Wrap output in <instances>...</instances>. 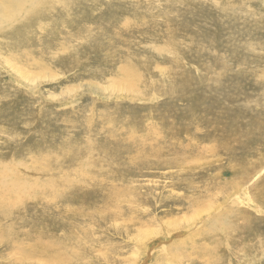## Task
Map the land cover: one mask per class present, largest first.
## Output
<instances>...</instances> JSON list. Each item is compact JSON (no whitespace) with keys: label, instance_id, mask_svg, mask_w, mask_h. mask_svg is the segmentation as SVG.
<instances>
[{"label":"rangeland","instance_id":"obj_1","mask_svg":"<svg viewBox=\"0 0 264 264\" xmlns=\"http://www.w3.org/2000/svg\"><path fill=\"white\" fill-rule=\"evenodd\" d=\"M197 1L199 2L198 8L187 10L188 0H184L185 5H183V0H181V2L180 0H60V4L55 6L53 11L50 12L49 10V19L45 18L47 13L42 19L38 18V16L35 17L36 14H33L32 17L34 21L29 20L23 23L25 16H19L14 23L10 24L9 22L6 26H0L6 33L4 35L5 37L0 34V158L1 160H7L8 168L12 167L13 158L15 157L14 160L17 158L18 168L15 169L16 171L13 175L16 176L18 174V182L22 183V185L25 184L23 189L25 191L28 190V193L33 195L31 197L33 201L37 203L39 201L37 197L41 196L40 202H42L43 205L40 206L37 204L33 206L30 204L29 209H26L28 212L31 210L34 214L38 212L33 218L37 219L42 217L39 213L45 211L46 208L48 209V205L51 201L49 197L45 196V186L42 183H38L39 185L36 191V186H31L32 181L29 177V173H36L34 168L35 165L33 164L36 161L39 160L41 163L43 158L47 157L50 159V162L60 161L59 163H61V165L67 164V159L66 161L65 158L63 160V157L68 154L67 152L77 150L81 146H89L93 141H95V143H103L106 140L107 142L109 140V133L113 131V127L117 132L119 130V137L121 138L125 135L143 138L145 134H151L148 138L145 137L146 142L149 143L148 146L161 148L158 155L151 156L148 153V147L143 150L139 148V143L137 145L135 144L136 142H130V144L126 142L122 144L124 146L126 144L127 148L125 146L124 151L127 152L121 151L119 155L122 154L114 158L116 162L113 160V162L111 160L106 161L103 158L97 159L92 156H90L92 158L81 157V159L85 161L82 169L90 168V170H92V168H97L99 170L97 172H100L98 175L99 177L96 178L95 170H93L92 172L86 171L85 176H87V178L83 176L81 178L73 177L76 181L71 178L72 183L75 182L77 186L76 191L73 193L74 197L70 196L69 201L61 198L62 202L58 203V207L69 210L72 232L76 233L75 235L77 236H81V238L76 237L79 239V242H77V245L79 244L77 249L79 248L81 250L78 249V255L76 257L77 264H206L203 262H196V260L193 261L192 259L184 262L179 261V258L183 257L182 255L175 258L176 262L174 259L169 261L170 258L165 260L166 255L163 256V252L160 251L162 249L161 247L163 245L165 246V243L166 245H170L178 239L187 240L188 236L193 233L192 230H195L194 221H191V225L189 224L190 220L184 221V219L182 220L181 218H185V215L189 213L191 214L188 202L184 200V202L179 204H173L166 201L165 196L172 195L178 198L183 196V198L187 199L200 190H204L205 193L212 196L211 192L207 190V187L220 179L216 176L222 171L224 174L221 176V180L229 184L227 190L229 189L232 195V200H229V204H227L226 208L231 207L235 198L232 187H241L239 180L241 174L233 175L231 173L236 170V168H231V163L239 159L238 148L236 147L239 145H236L229 151L223 150L217 155L204 153V150H206L209 145H214L213 142L216 143L213 139H219L225 134L228 135L232 133V131H245L244 135L241 133L242 136H244L247 141L249 139L250 143L256 142L249 148L247 145L245 146V144H242L240 148L242 150L244 149L243 153L245 155L251 156L256 153V156H259H257L259 161H262L264 165V0H216L220 4L232 6V8L226 12L227 15L226 13H219L217 9L212 8L208 0ZM69 5H71V7ZM239 5L244 7H240ZM251 6L253 8H251ZM234 10H236L238 15H234ZM228 12L234 13L231 15V13L229 14ZM52 13L53 15H51ZM228 15H231L230 18ZM171 21H173L172 26H170ZM105 22L107 24H105ZM86 23L87 25H85ZM33 26H35V29L31 30ZM216 26L220 27L219 29L221 31ZM4 27H9L8 29L10 31ZM19 27H25L26 29H20ZM171 27L174 32H166L170 30ZM16 28H19V31L15 30ZM97 29L98 31H96ZM177 29L178 32L175 31ZM41 30L44 31L41 32ZM121 31L123 33H121ZM9 32L12 33L9 35ZM200 32L201 34L199 35ZM223 33H225L226 36H224ZM227 36L229 37L227 38ZM169 37H174L177 43H166L173 41ZM218 37L219 39H217ZM121 40L125 41L122 42ZM66 44H68V46ZM230 45L232 46L229 47ZM87 47L90 49L89 53ZM194 47H196V50ZM58 49L59 53L57 52ZM211 49L217 52L214 51L213 53ZM80 52L85 53L81 54ZM133 53H135V56ZM128 54L130 55V59L134 57V63L142 72L143 77L145 76L146 78L149 76L141 85L144 93L138 100L134 99L138 96H133L123 91H116L112 88L110 89L113 78L117 77L119 73L118 70L124 59H127L125 57L129 56ZM216 54L218 55L216 56ZM188 60L189 62H187ZM207 61L209 63H206ZM10 62L12 63V67L9 65ZM211 62H213L214 65H212ZM86 64L88 67L84 66ZM185 65L187 68L184 67ZM225 65L230 68L225 69ZM178 66H180V68ZM147 69L150 70V72ZM187 69L189 70L188 72L186 71ZM144 70H147L148 73ZM184 78L185 80H183ZM178 80L183 81L181 83ZM184 85L185 87H183ZM179 88L181 92H178ZM153 91L155 94H153ZM152 95L156 97L154 96V98ZM141 101L142 103L144 102L143 105ZM225 105L228 107L226 110L225 108L227 107ZM231 107L234 110L231 109ZM118 108L119 110H117ZM112 117L117 118V121L110 125L106 124V120L110 123ZM155 118L158 119L157 127L156 125H150V123L155 124ZM216 120L220 124H218ZM229 120H231V122ZM139 121L141 127L138 126L136 129L129 128L127 125L128 122L137 123ZM212 121L213 124H211ZM144 125L148 127L143 128ZM125 128L126 130H124ZM139 128L141 129L139 130ZM157 128H159L160 131ZM107 130H109V132ZM156 131L163 134V137ZM129 132L130 134H127ZM237 133L235 134L236 136L238 135ZM156 135L160 136V138L157 139ZM199 138L201 140H199ZM175 141H179L178 144ZM195 142H198L199 148L193 144ZM66 145L71 147V150ZM130 145L131 147H128ZM188 145L191 147V152H195V155H198V153L203 155L204 153L205 157H201L199 162L189 164H186L185 161L179 163L180 165L167 162L169 156L175 154L179 155L182 150H185V146ZM132 147V150L141 152V156L138 159L139 161L136 160L135 164L134 162L127 161L132 154V150L130 149ZM64 148H68L67 151ZM168 149L171 150L169 151ZM10 152L13 154L11 155ZM93 158L96 162L98 161L101 163L104 161L103 164L101 163L102 166H100L98 162V164H96ZM120 159L125 161L123 162L124 164H122ZM154 160L158 162L156 163ZM90 161L93 163V166ZM204 161L207 163H204ZM209 161L212 163L209 164ZM128 162L131 163L129 166L127 164ZM13 163L15 164V162ZM166 163H168V166ZM141 165H143L144 168ZM75 167L77 166L72 165L68 170H72V168ZM130 167L131 169H129ZM205 168L207 170H205ZM103 170H105V173ZM262 170L263 171L260 172L262 176L261 180L264 178V168ZM9 171L10 172L5 173V180L10 179L12 170ZM143 173L144 175L146 173V175H142ZM135 174L138 176H133ZM177 174L179 175L177 176ZM198 175L199 178H197ZM93 176L96 179H93ZM116 176L119 181L116 179ZM119 177H122L121 180ZM257 177H259L258 174L257 176L255 175L253 179L249 180L248 185L243 186L241 192L246 193L250 191ZM188 179L193 180L192 187H189L187 184ZM104 181L107 184L103 185ZM91 182L92 184H90ZM81 185L89 191L86 193L87 190ZM80 187L84 189L82 190ZM90 189L96 192L94 193V191ZM99 189L101 190L99 191ZM112 190L113 192H111ZM32 191H35L36 194H33ZM109 191L111 194L108 198H113V194L114 197L117 196L119 198L115 202L116 207L119 208V215H113L111 213L108 216L96 214L94 210L99 207L91 210L90 206L92 202L90 199H92L93 203L95 201L103 203L100 198L101 194L103 196L106 192L108 196ZM75 193L78 194L76 195ZM82 193H84V195ZM93 193L96 195L93 196ZM97 193L99 194L98 197ZM216 196L220 195L216 193ZM240 197L241 195L238 194L236 201ZM83 199L85 201L86 199L87 201L89 200L88 202L91 204L87 201L85 202ZM74 200H76V202ZM142 200H146V203ZM150 200H153V202L151 201V203ZM245 203L246 204H242V207L245 206V209L249 208L252 210L255 206V204H248V201ZM77 206L83 209L81 210ZM53 207H55L54 202ZM187 210H190V212ZM254 210V212L257 211L256 213L260 216V220H256L248 232L243 233L244 235L237 234L235 237L231 236L230 244L228 245L224 246L223 238H221L216 248L217 251L214 250L212 254V261L214 263L264 264V212L261 210ZM78 212L83 213L78 214ZM218 213L222 215L226 214L225 209L219 210ZM92 214L96 217L94 221L91 216ZM229 215V218L236 223L235 220L237 221V218L235 216L237 214L230 212ZM176 216H178V218ZM140 217H142V219ZM51 218L59 227V230L58 227L54 230V235L61 236L64 232V230L61 229L62 225H60V223H63V220H61L62 218L59 219L56 213H53ZM128 218H133L134 220L128 221V224L124 223ZM169 219H178L177 225L179 223L180 225L177 227L180 229L177 227H175L174 230L171 229L170 236L166 237L167 229L165 224ZM151 222L155 225L156 231L158 230V234L153 240H148V244L142 243L141 246L139 245L141 241L139 242L135 239V234L133 236L131 235L140 227L149 225ZM211 222L212 220H210V223ZM5 223H7V220L0 217V225L3 226ZM25 223L26 222H24L23 225ZM185 223L187 225H185ZM183 225L184 228L180 227ZM258 232H260V234ZM185 235L188 236L186 237ZM192 236H194V234H192ZM197 236L198 235H195L194 237L199 240L201 236ZM247 237L249 239H247ZM160 243L163 245L161 246ZM188 244L190 245L189 240ZM88 246L90 251L87 250L89 249ZM85 247L86 250L84 249ZM183 248H185L184 244L179 247V251L183 250ZM234 248H236L237 251ZM224 250L225 252H223ZM242 252L243 255L241 256ZM18 254L20 253H17L15 250L10 254L1 253L0 251V264L20 259L21 255L18 256ZM159 254L161 256H159ZM84 255H86V257ZM242 257L243 259H241ZM39 258L41 257L39 256ZM222 258H225L224 262ZM39 260L40 259L37 260L29 257V259L23 260V264H38L40 262ZM254 260H256V262Z\"/></svg>","mask_w":264,"mask_h":264},{"label":"bare ground","instance_id":"obj_2","mask_svg":"<svg viewBox=\"0 0 264 264\" xmlns=\"http://www.w3.org/2000/svg\"><path fill=\"white\" fill-rule=\"evenodd\" d=\"M207 1V0H206ZM181 2V0H180ZM208 2L211 3L212 5V8H215L219 11V13H226L228 10H230L232 8V6H226V5H223V4H220L219 2H217L216 0H208ZM241 2V1H240ZM264 2V1H263ZM78 3V2H77ZM83 3V2H82ZM60 4V0H0V26H3V25H8V23L10 22L11 23H14L19 16H25L24 17V22H28L29 20L31 21H34L33 20V17L32 15L33 14H36L35 17L38 16V18L42 19V17L47 13V16L45 18H50V14H49V10L50 12L53 11V9L55 8V6L59 5ZM252 4V3H251ZM177 5V4H176ZM183 5H185V2L183 0ZM199 5V2L197 0H188V7H187V10H194L196 8H198L197 6ZM71 7V5H69ZM68 6V7H69ZM112 6V4H111ZM209 6V5H208ZM240 6V5H239ZM234 7V6H233ZM240 7H244V6H240ZM52 8V9H50ZM96 8V7H94ZM111 8V7H110ZM209 8V7H208ZM251 8H253L251 6ZM59 9V8H58ZM236 9V8H234ZM112 10V8H111ZM202 10V9H201ZM210 10V9H208ZM238 10V9H236ZM236 10L234 15H238L236 13ZM173 11V10H172ZM233 11V10H232ZM253 11V10H251ZM255 11V10H254ZM55 12V11H54ZM71 12V11H70ZM162 12V10H161ZM174 12V11H173ZM215 12V11H214ZM229 13V12H228ZM231 13V12H230ZM229 13V14H230ZM231 13V15L233 14ZM240 13V12H239ZM255 13V12H254ZM257 13V12H256ZM186 14V13H185ZM53 15V13L51 14ZM55 15V14H54ZM57 15V14H56ZM164 15V14H163ZM166 15V14H165ZM211 15V14H210ZM220 15V14H218ZM227 15V13H226ZM230 15V16H231ZM61 16V15H60ZM122 16V15H121ZM212 16V15H211ZM224 16V15H223ZM229 16V15H228ZM229 16V18H230ZM234 16V17H235ZM258 16V15H257ZM32 17V18H31ZM57 17V16H56ZM63 17V16H62ZM217 17V16H216ZM215 17V18H216ZM75 18V17H74ZM141 18V17H140ZM178 18V17H177ZM220 18V17H219ZM223 18V17H222ZM221 18V19H222ZM228 18V17H227ZM228 18V19H229ZM232 18V17H231ZM236 18V17H235ZM88 19V18H87ZM93 19V18H92ZM204 19V17H203ZM218 19V18H217ZM245 19V17H244ZM242 19V20H244ZM62 20V19H61ZM72 20V19H71ZM74 20V19H73ZM81 20V19H80ZM150 20V19H149ZM172 20V19H171ZM205 20V19H204ZM230 20V19H229ZM246 20V19H245ZM251 20V19H250ZM105 21V20H104ZM201 21V20H200ZM212 21V20H210ZM237 21V20H236ZM49 22V20H48ZM92 22V21H91ZM121 22V21H120ZM175 22V21H174ZM228 22V20H227ZM242 22V21H241ZM246 22V21H245ZM17 23V22H16ZM33 23V22H32ZM40 23V22H39ZM38 23V24H39ZM93 23V22H92ZM117 23V21H116ZM205 23V22H204ZM214 23V22H213ZM233 23V22H232ZM235 23V21H234ZM26 24V23H25ZM48 24V23H47ZM46 24V25H47ZM105 24H107L105 22ZM123 24V23H122ZM178 24V23H177ZM210 24V22H209ZM249 24V23H248ZM31 25V24H29ZM44 25V24H43ZM65 25V24H64ZM63 25V26H64ZM87 25V23L85 24ZM169 25V24H168ZM173 25V21H171L170 23V26ZM179 25V24H178ZM208 25V23H207ZM214 25H217V24H214ZM213 25V26H214ZM223 25V24H221ZM252 25V24H250ZM257 25V23H256ZM260 25V24H259ZM212 26V25H211ZM218 26V25H217ZM216 26V27H217ZM220 26V25H219ZM45 27V26H44ZM51 27V25H50ZM109 27V26H108ZM204 27H207V26H204ZM210 27V25H209ZM2 28V27H1ZM0 28V34L1 35H5L6 33ZM4 28H7L8 31H10L8 28L9 27H4ZM20 28V27H19ZM19 28H16L15 30H18L19 31ZM22 29H26L25 27H21ZM20 28V29H21ZM52 28V27H51ZM98 28V27H97ZM117 28V27H116ZM128 28V27H127ZM133 28V27H132ZM166 28V27H165ZM212 28V27H211ZM210 28V30H211ZM218 29L220 27H217ZM225 28V27H224ZM232 28V27H231ZM35 29V26H33V28H31V30ZM38 29V28H37ZM122 29V28H121ZM176 29V28H175ZM213 29V28H212ZM215 29V28H214ZM66 30V29H65ZM88 30V29H87ZM125 30V29H124ZM195 30V29H194ZM220 30V29H219ZM21 31V30H20ZM44 31V30H41V32ZM98 31V29L96 30ZM112 31V30H111ZM116 31V30H115ZM178 32V29L175 30ZM204 31V30H203ZM217 31V30H216ZM221 31V30H220ZM37 32V31H36ZM166 32L168 33H172L174 32L173 28L171 27L170 30H167ZM180 32V30H179ZM198 32V31H197ZM211 32V31H210ZM218 32V31H217ZM12 32H9V35L11 34ZM18 33V32H17ZM121 33H123L121 31ZM187 33V32H186ZM204 33V32H203ZM215 33V32H214ZM236 33V32H235ZM23 34V33H22ZM76 34V33H75ZM125 34V33H124ZM123 34V35H124ZM197 34V33H195ZM201 34V32L199 33V35ZM209 34V33H208ZM212 34V33H211ZM216 34V33H215ZM224 36L225 33H223ZM227 34V33H226ZM233 34V33H232ZM259 34V33H258ZM127 35V34H126ZM173 35V34H172ZM171 35V36H172ZM94 36V35H92ZM101 36V35H100ZM167 36V35H166ZM170 36V35H169ZM195 36V35H194ZM192 36V37H194ZM5 37V36H4ZM81 37V36H80ZM119 37V36H118ZM197 37V35H196ZM200 37V36H199ZM229 36H227L228 38ZM24 38V36H23ZM90 38V37H89ZM126 38V37H125ZM171 38L173 41H169V42H166V43H177V41L175 40L174 37H169ZM226 38V37H225ZM224 38V39H225ZM85 39V38H84ZM129 39V38H128ZM132 39V38H131ZM197 39V38H196ZM210 39V38H209ZM213 39V38H212ZM219 39V37L217 38ZM93 40H96V39H93ZM120 40V39H119ZM118 40V41H119ZM165 40V39H164ZM199 40V39H198ZM207 40V39H206ZM215 40V39H214ZM40 41V40H38ZM77 41V40H76ZM91 41V40H90ZM89 41V42H90ZM122 41V40H121ZM125 41V40H124ZM122 41V42H124ZM160 41V40H159ZM196 41V40H194ZM200 41V40H199ZM203 41V40H202ZM213 41V40H212ZM81 42V41H80ZM96 42V41H95ZM120 42V41H119ZM130 42V41H129ZM162 42V41H161ZM31 43V42H30ZM77 43V42H76ZM75 43V44H76ZM145 43V42H144ZM160 43V42H159ZM165 43V45H166ZM21 44V43H20ZM36 44V43H35ZM122 44V43H121ZM201 44V43H200ZM10 45H11V42H10ZM18 45V44H17ZM68 46V44H66ZM81 45V44H80ZM83 45V44H82ZM130 45H131V42H130ZM156 45V44H155ZM175 45V44H174ZM5 46V45H4ZM114 46V45H113ZM127 46V45H126ZM160 46H161V43H160ZM159 46V47H160ZM170 46V45H169ZM232 45H230L229 47H231ZM16 47V46H15ZM18 47V46H17ZM70 47V46H69ZM120 47V46H118ZM130 47V46H129ZM158 47V48H159ZM164 47V46H163ZM161 47V48H163ZM20 48V46H19ZM18 48V49H19ZM43 48V47H42ZM62 48V47H60ZM72 48V47H70ZM86 48V47H84ZM125 48V47H124ZM160 48V50H161ZM195 50H196V47H194ZM44 49V48H43ZM88 49V47H87ZM86 49V50H87ZM126 49V48H125ZM129 49V48H128ZM216 49V48H215ZM42 50V49H41ZM88 53L90 52V49H88ZM178 50V49H177ZM203 50V49H202ZM208 50V49H207ZM213 51V49H211ZM55 51V50H54ZM59 51V49L57 50V52ZM78 51V50H77ZM120 51H121V48H120ZM124 51V50H123ZM122 51V52H123ZM126 51V50H125ZM141 51V50H140ZM187 51V50H186ZM189 51V50H188ZM215 52H217L216 50H214ZM213 51V53H214ZM56 52V53H57ZM132 52V50H131ZM183 52V51H182ZM234 52V51H233ZM59 53V52H58ZM72 53V52H71ZM81 53V52H80ZM82 53H85V52H82ZM81 53V54H82ZM126 53V52H124ZM129 53V52H128ZM136 53V52H135ZM135 53L134 56H135ZM211 53V54H213ZM73 54V53H72ZM77 54V53H76ZM122 54V53H121ZM219 54V53H218ZM216 54V56L218 55ZM236 54V53H235ZM55 55V54H54ZM58 55V54H57ZM61 55V54H60ZM116 55V54H115ZM129 55V54H128ZM127 55V56H128ZM141 55V54H140ZM182 55V54H181ZM53 56V55H52ZM62 56V55H61ZM68 56V55H67ZM75 56V55H73ZM132 56V55H131ZM173 56V55H172ZM186 56V54H185ZM232 56V55H231ZM235 56V55H234ZM237 56V54H236ZM69 57V56H68ZM85 57V56H84ZM125 57V56H124ZM143 57V56H142ZM174 57V56H173ZM213 57V56H212ZM7 58V57H6ZM112 58V57H111ZM127 58L126 60L124 59L123 63L121 64L120 68H119V73L117 75L116 78H113L111 84H110V89H114L116 91H123V92H126L130 95H135V96H138L136 98H134L135 100H138L139 97H141V95L144 93V91H142V88H141V85L143 83V81L145 82V79L146 78H149L145 76L143 77V74L142 72L136 67L135 63H134V57L132 59H130V55L128 57H125ZM60 59V58H59ZM70 59V58H69ZM95 59V58H94ZM110 59V58H109ZM123 59V58H122ZM203 59V58H202ZM216 59V58H215ZM214 59V60H215ZM218 59V58H217ZM112 60V59H110ZM136 60V59H135ZM159 60V59H158ZM179 60V59H178ZM186 60V58H185ZM11 61V60H10ZM53 61V60H52ZM109 61V60H108ZM197 61V60H196ZM213 61V59H212ZM220 61V60H219ZM119 62V61H117ZM182 62V61H181ZM184 62V61H183ZM189 62V60L187 61ZM214 62V61H213ZM212 63V65H214V63ZM69 63V61H68ZM120 63V62H119ZM159 63V61H158ZM177 63V62H176ZM180 63V62H179ZM203 63V61H202ZM206 63H209L208 61ZM216 63V62H215ZM224 63V62H223ZM42 64V63H41ZM49 64V63H48ZM64 64V63H63ZM66 64V63H65ZM156 64V63H155ZM178 64V63H177ZM9 65L12 67V63L10 62ZM92 65V64H91ZM98 65V64H97ZM181 65V64H180ZM189 65V64H188ZM194 65V64H193ZM218 65V64H217ZM216 65V66H217ZM39 66V65H38ZM43 66V65H42ZM46 66V65H45ZM86 67H88V65H84ZM90 66V65H89ZM115 66V65H114ZM166 66V64H165ZM226 66V65H225ZM70 67V66H69ZM119 67V65H118ZM159 67V66H158ZM177 67V66H176ZM180 68V66H178ZM186 67V65L184 66ZM215 67V66H214ZM55 68V67H54ZM85 68V67H84ZM187 68V67H186ZM228 66L225 67V69H227ZM230 68V67H229ZM228 68V69H229ZM52 69V68H51ZM106 69V68H105ZM162 69V68H161ZM189 69V67H188ZM186 70L187 72L189 70ZM54 70V69H53ZM148 70V69H147ZM147 70H144L145 72H147ZM183 70V69H182ZM216 70V69H214ZM150 72V70H148ZM210 71V70H209ZM221 71V70H220ZM95 72V71H94ZM93 72V73H94ZM226 72V71H225ZM148 73V72H147ZM182 73V72H181ZM219 73V72H218ZM217 73V74H218ZM96 74V73H95ZM180 74V73H179ZM184 74V73H183ZM190 74V72H189ZM203 75V74H202ZM220 75V74H219ZM218 75V76H219ZM225 75V74H224ZM223 75V76H224ZM153 76V74H152ZM188 76V75H187ZM221 77V75H220ZM144 78V79H143ZM155 78V77H154ZM169 78V77H168ZM176 78V77H175ZM204 78V77H202ZM107 79V78H106ZM170 79V78H169ZM181 79V78H180ZM190 79V78H188ZM152 80V79H151ZM185 80V78L183 79ZM182 80V81H183ZM180 81V80H178ZM177 81V82H178ZM182 81H180L182 83ZM188 81V80H186ZM166 82V81H165ZM171 82V80H170ZM169 82V84H170ZM189 82V81H188ZM187 82V83H188ZM164 84V82H163ZM177 84V83H176ZM179 84V82H178ZM106 85V84H105ZM182 85V84H181ZM188 85V84H186ZM198 85V84H197ZM158 86V85H157ZM191 86V85H190ZM177 87V86H176ZM180 87V85H179ZM185 87V85L183 86ZM182 87V88H183ZM225 88V87H224ZM156 89V88H154ZM177 90V89H176ZM184 91V90H183ZM157 92V91H156ZM178 92H181L180 88H179V91ZM117 93V92H116ZM176 93V92H175ZM188 93V92H186ZM119 94V93H118ZM123 94V93H122ZM125 94V93H124ZM153 94L154 91H153ZM127 95V94H126ZM157 95V94H156ZM163 95V94H162ZM153 96V95H152ZM155 96V95H154ZM153 96V97H154ZM158 96V95H157ZM127 97V96H126ZM156 97V96H155ZM154 97V98H155ZM133 98V97H131ZM148 98V97H147ZM146 98V99H147ZM235 98V96H234ZM143 99V98H142ZM153 99V98H152ZM160 99V97H159ZM145 101V100H143ZM147 101V100H146ZM156 101V100H155ZM198 101V99H197ZM140 102V101H139ZM151 102V101H150ZM131 103V102H130ZM142 103V101H141ZM144 103V102H143ZM142 103V105H143ZM228 103V102H227ZM151 104V103H150ZM225 104V102H224ZM230 104V103H228ZM227 104V105H228ZM257 104V103H256ZM127 105V104H126ZM227 105H225L227 107ZM139 106V105H138ZM150 106V105H149ZM193 106V105H192ZM231 106V105H230ZM239 106V105H238ZM256 106V105H255ZM109 107V106H108ZM124 107V106H123ZM145 107V106H144ZM157 107V106H156ZM159 107V106H158ZM224 107V106H223ZM234 107V106H233ZM126 109V108H125ZM132 109V108H130ZM219 109V107H218ZM228 109L225 108V110ZM231 109H233L231 107ZM119 110V108L117 109ZM156 110V108H155ZM224 110V111H225ZM234 110V109H233ZM237 110V109H236ZM130 111V110H129ZM141 111V110H140ZM223 111V110H222ZM143 112V111H142ZM235 112V111H233ZM237 112V111H236ZM209 113V112H208ZM238 113V112H237ZM229 114V113H227ZM239 114V113H238ZM112 115V114H111ZM138 115V114H137ZM205 115V114H204ZM223 116V115H222ZM231 116V115H230ZM152 117V116H151ZM156 117V116H155ZM239 117V116H238ZM140 118V117H139ZM146 118V117H145ZM224 118V117H223ZM236 118V117H234ZM240 118V117H239ZM129 119V118H128ZM152 119V118H151ZM259 119V118H257ZM129 120H132V119H129ZM149 120V119H147ZM223 120V119H222ZM233 120V119H232ZM237 120V119H236ZM251 120V119H250ZM108 125L110 124H113L115 121H117V118L115 117H112L111 119V122L109 123L108 120H106ZM134 121V120H132ZM157 121L158 119L155 118V124L154 123H150V125L152 126H155L157 127ZM217 121V120H216ZM215 121V123H216ZM231 122V120H229ZM246 121V120H245ZM224 122V121H223ZM228 122V121H227ZM226 122V123H227ZM229 122V124H230ZM240 122V121H239ZM160 123V122H159ZM218 123V121H217ZM216 123V124H217ZM245 123V122H243ZM249 123V122H248ZM251 123V122H250ZM254 123V122H253ZM260 123V122H259ZM262 123V122H261ZM140 121L139 122H128L127 125L129 128H134L136 129L138 126L141 127L140 125ZM213 124V121L212 123ZM220 124V123H218ZM234 124V123H233ZM256 124V123H254ZM258 124V123H257ZM107 125V126H108ZM191 125V124H190ZM228 125V124H227ZM232 126V125H231ZM236 126V125H234ZM250 126V125H249ZM252 126V124H251ZM256 126V125H254ZM110 127V126H109ZM148 127L147 125H144L143 128H146ZM161 127V126H160ZM228 128V127H227ZM230 128V126H229ZM237 128V127H236ZM253 128V127H252ZM259 128V127H258ZM110 129V128H109ZM117 129V128H116ZM141 128H139L140 130ZM154 129V128H153ZM159 130V128H157ZM121 130V128H120ZM123 130V129H122ZM126 130V128L124 129ZM146 130V129H145ZM151 130V129H150ZM233 130V129H232ZM109 132V130H107ZM134 131V130H133ZM160 131V130H159ZM159 131L157 133H159ZM193 131V130H192ZM214 131V130H213ZM235 131V130H234ZM264 131V130H263ZM123 132V131H122ZM166 132V131H165ZM216 132V131H215ZM236 130L235 132L232 131V133L228 134V135H223V137H220L219 139H213L216 143L213 142L214 145H209L206 150H204V153H209V154H212V155H217L219 153H221V151L223 150H227L229 151L230 149H233L236 145H239V146H236L238 148V154H239V159L236 160V162H233L231 163V168H236V170H234V172H231L233 175H237V174H241L240 176V183H241V187H232L233 188V195L235 196L233 202H232V206L231 207H227V204H229V200L231 199V193L229 192V189L227 190V188L229 187V184L222 181L221 180V176L224 174V172L222 173V171H220L218 173V175L216 176L217 178L219 177L220 179H218V181H216L214 178V180L216 182L208 185L207 187V190L209 192H211L212 196H209L207 193H205L204 190H200V191H197L195 192L190 198H183L182 197H173L172 195H166L165 199L166 201L168 202H171L173 204H179L181 202H184V200H186V202H188V207L190 208L191 210V214H187L185 215V218L181 217L182 220L184 219V221H188L190 220V223L192 225V222L194 221V225H195V230H192L193 233H191V235H187L188 238L187 240H176L174 243L170 244V245H166L165 243V246L161 244V250L163 252V256L166 255V259H169V261H171L172 259L175 260L176 262V257L177 256H180L182 255L183 257H178L179 258V261H186V260H193L196 262H203V263H206V264H216L212 261V254H213V251L216 250L218 244H219V241L221 238H223V245H228L230 244V240H231V236L235 237L237 236V234H240L242 235L243 233H247L248 230L253 226V224L255 223L256 220H260V216L254 212L256 210H261L264 212V178L261 180L262 176L260 175V172L263 171L262 169L264 168V165L262 163V161H259V156L257 157L256 156V153L255 155H245L243 153V150L240 148L242 146V144H245V146L247 145L248 148L253 146L255 143H250L249 142V139L247 141L246 138H244V136H242V134L244 135V132H238ZM150 133V131H149ZM238 134L237 136L235 134ZM242 133V134H241ZM256 133V132H255ZM258 133V132H257ZM127 134H130L127 133ZM133 134V133H132ZM155 134V132H154ZM160 136H162L163 134L159 133ZM260 134V133H259ZM151 134H145V136L143 138H137L135 136H132V135H125L123 136L122 138L119 137V130L118 132L114 129L113 127V131H110L109 133V140L106 142H100V143H95V141H93V143H90L89 146H84V147H80L78 148L77 150H71V147L67 146L70 148V152H67L68 154H64L65 156L63 157V160L65 158V161L67 164H62L59 163V162H56V161H51L50 162V159H48L47 157H44L42 162L40 163L39 160L36 161L35 163H33L35 166V170H36V173L34 172H30L29 173V177L31 178V186H36L35 187V191L37 190L38 188V183H42L44 186H45V189H44V193L46 194L45 196L46 197H49L50 198V203H49V208L43 212H40L39 214L42 215V217H39L37 219L33 218L34 215L38 214L37 213H32L31 210L28 212L26 211V209H29L30 207V204L33 205V206H36L37 204H39L40 206L43 205L42 202H40V198L41 196L37 197V200H39L37 203L35 201H33L31 199V197L33 196L31 193H28L29 191H25L23 189V186L25 185H22V183L18 182V174L16 176H14V172L16 171L15 169L18 168V164H17V161L16 159L14 160L13 158V161H12V167H9L8 168V162L6 159H2L0 158V217L4 218L5 220H7V223H5V225L1 226L0 228V250L1 253H11L13 250H15L17 253H20L18 254L21 255L20 259L18 260H15V261H10V262H5V264H23V260L24 259H29L32 258V259H40L39 263L38 264H77L76 263V257L78 255V249H77V246H79V244L77 245V242H79L76 237H79L81 238V236H77L75 235L76 233L72 232V228H71V224H70V217L71 216L69 214V210H64L65 208L63 207H58V203L62 202V199H65L67 201H69V197L73 196V193L76 191V185H75V182L72 183L71 181V178H75V177H84V178H87V176H85L86 174V171L89 172V171H93L95 170V175H96V178L99 177L98 175L100 174V172H97L99 171L97 168L96 169H93L90 170L89 169H82L83 164L85 161H83L81 159V157H95V158H103L104 160L106 161H109V160H113L115 161L114 158H116L117 155H119V153L121 151H124L125 150V146L123 145L124 143L128 142L130 144V142H136L135 144L138 145V143L140 144V149H145L148 147L149 149V154L151 156L153 155H158L159 152H160V147H154V146H151L149 147L148 144L146 142V138H148V136H150ZM248 135V134H247ZM246 135V136H247ZM258 135V134H257ZM137 136V135H136ZM142 136V135H141ZM140 136V137H141ZM154 136V135H153ZM160 136L156 135L157 139L160 138ZM200 136V135H199ZM210 136V135H209ZM163 137V136H162ZM206 137V136H204ZM203 137V138H204ZM248 137V136H247ZM252 137H255V136H252ZM103 138V137H101ZM100 138V139H101ZM153 138V137H152ZM195 138V137H194ZM193 138V139H194ZM201 138V137H200ZM199 138V140H201ZM105 139V138H104ZM155 139V138H154ZM183 139V138H182ZM189 139V138H188ZM209 139V137H208ZM102 140V139H101ZM120 140V141H119ZM179 140V139H178ZM70 141V140H69ZM99 141V140H98ZM97 141V142H98ZM153 141V140H152ZM164 141V140H163ZM168 141V140H167ZM193 141V140H192ZM121 142V143H120ZM157 142V141H156ZM155 142V143H156ZM170 142V141H169ZM176 142V141H175ZM179 141H177L176 143L178 144ZM203 142V141H202ZM206 142V141H205ZM208 142V141H207ZM123 143V144H122ZM182 143V142H180ZM89 144V143H88ZM87 144V145H88ZM153 144V143H152ZM184 144V143H182ZM194 145L198 147V142H195L193 143ZM201 144V143H200ZM161 145V144H160ZM202 145V144H201ZM200 145V146H201ZM157 146V144H156ZM15 147V146H14ZM65 147V146H64ZM128 147H131L128 146ZM127 148V146H126ZM259 148V147H258ZM257 148V150H258ZM66 149V148H64ZM68 149V148H67ZM66 149V151H67ZM131 150L133 149L130 148ZM166 149V148H165ZM252 149V148H251ZM128 150V149H127ZM169 151L171 149H168ZM203 150V149H202ZM249 150V149H248ZM253 150V149H252ZM13 151H14V148H13ZM12 151V152H13ZM17 151V150H16ZM64 151V150H63ZM164 151V150H163ZM206 151V152H205ZM261 151V150H260ZM62 152V151H61ZM60 152V153H61ZM124 152H127V151H124ZM129 152V150H128ZM131 152V151H130ZM147 152V151H145ZM165 152V151H164ZM172 152H173V149H172ZM131 156H129V158L127 159V161H130V162H136V160H138L141 156V152L140 151H135V150H132L131 152ZM204 153L203 155L198 153V155H195V152H191V147L190 145L188 146H185V150H182L181 153L179 155H171L169 156V159L167 162H170L172 164H179L181 163L182 161H185L186 164H189V163H194V162H199L201 157L204 158ZM243 153V154H242ZM11 154V152H10ZM13 154V153H12ZM11 154V155H12ZM122 154V153H121ZM120 154V155H121ZM262 154V153H261ZM57 155V154H56ZM63 155V154H62ZM119 155V156H120ZM90 157V158H92ZM156 157V156H155ZM171 157V158H170ZM261 157V156H260ZM143 158V157H142ZM207 158V157H206ZM215 158V157H214ZM84 159V158H83ZM212 159V158H211ZM57 160V159H56ZM59 160V159H58ZM62 160V161H63ZM94 162H96V160L93 158ZM91 160V161H93ZM121 160V159H120ZM90 161V162H91ZM112 161V162H113ZM126 161V162H127ZM139 161V160H138ZM155 161V160H154ZM15 162V164L13 163ZM98 162V161H97ZM96 164H100L101 163L103 164V162H98ZM116 162V161H115ZM122 164H124L123 162L125 161H122ZM130 162H128V166L129 164H131ZM144 162V161H142ZM153 162V161H152ZM156 162V161H155ZM158 162V161H157ZM156 162V163H157ZM206 161H204L205 163ZM43 163V164H42ZM140 163V162H138ZM155 163V164H156ZM207 163V162H206ZM212 163L209 161V164ZM92 166H93V163L91 162ZM89 164V165H91ZM146 164V163H144ZM167 166H168V163H166ZM72 165H75L77 167L75 168H72V170H68L70 167H72ZM87 165V164H85ZM120 165V164H118ZM150 165V164H149ZM148 165V167H149ZM161 165V163H160ZM180 165V164H179ZM99 166V165H98ZM126 166V165H124ZM131 166V165H130ZM139 166V165H137ZM143 167V165H141ZM172 166V165H171ZM170 166V167H171ZM203 166V164H202ZM114 167V166H113ZM120 167V166H119ZM141 167V168H142ZM162 167V166H161ZM200 167V165H199ZM100 168V167H99ZM104 168V167H103ZM116 168V167H114ZM125 168V167H124ZM123 168V169H124ZM144 168V167H143ZM164 168V167H163ZM113 169V168H112ZM131 169V167L129 168ZM139 169V168H138ZM150 169V168H149ZM158 169V168H157ZM9 170H12V173L10 175V179L9 180H5L4 177H5V173L6 172H10ZM122 170V168H121ZM152 170V169H151ZM199 170V169H198ZM205 170H207L205 168ZM203 170V171H205ZM124 171V170H123ZM129 171V170H128ZM200 171V170H199ZM197 171V172H199ZM202 171V170H201ZM103 172L105 173V170H103ZM116 172V171H115ZM131 172V170H130ZM182 172V171H181ZM186 172V171H185ZM103 173V174H104ZM129 173V172H128ZM136 173V171H135ZM168 173H171V172H168ZM202 173V172H201ZM206 173V172H205ZM61 174V175H60ZM115 174V173H114ZM139 174V173H138ZM185 174V173H184ZM192 174V173H191ZM259 177L256 178V182L254 183V185L251 186L250 188V191H247L246 193H242L241 192V189L243 188V186L245 185H248L249 183V180L253 179L254 176L256 175ZM113 175V174H111ZM137 174L133 175V176H136ZM144 175V173L142 174ZM146 175V173H145ZM144 175V176H145ZM169 175V174H168ZM171 175V174H170ZM179 174H177L178 176ZM208 175V174H207ZM232 175V176H233ZM138 176V175H137ZM143 176V177H144ZM183 176V175H182ZM245 178H243V177ZM112 177V176H111ZM117 177V176H116ZM208 177V176H207ZM264 177V176H263ZM73 178V179H74ZM94 176H93V179H96ZM103 178V177H101ZM105 178V177H104ZM120 178V177H119ZM122 178V177H121ZM120 178V180H121ZM187 178V177H186ZM199 178V175L198 177ZM114 179H115V175H114ZM118 179V177L116 178ZM127 179V178H126ZM201 179V178H200ZM204 179V178H203ZM224 179V178H223ZM76 181V179H74ZM88 180V179H87ZM104 180V179H103ZM213 180V181H214ZM119 181V179H118ZM204 181V180H203ZM95 182V180H94ZM103 182V181H102ZM107 182V180H106ZM117 182V181H116ZM206 182V181H204ZM208 182V181H207ZM212 182V180H211ZM81 183V182H80ZM108 183V182H107ZM105 183L104 181V184H107ZM114 183V182H113ZM120 183V182H119ZM128 183V181H127ZM202 183V182H201ZM85 184V183H84ZM92 184V182L90 183ZM109 184V183H108ZM187 184L189 185V187H192L193 186V180L192 179H188L187 180ZM87 185V184H85ZM94 185V184H93ZM207 185V184H206ZM234 185V184H233ZM82 186V185H81ZM91 186V185H90ZM96 186V185H95ZM101 186V185H100ZM107 186V185H106ZM201 186V185H200ZM84 187V186H82ZM80 187V188H82ZM108 187V186H107ZM121 187V186H119ZM202 187V186H201ZM79 188V187H78ZM85 188V187H84ZM82 188V190L84 189ZM95 188V187H94ZM102 188V186H101ZM122 188V187H121ZM198 188V186H197ZM203 188V187H202ZM86 189V188H85ZM106 189V187H105ZM112 189V188H111ZM80 190V189H78ZM87 190V189H86ZM90 190H93V189H90ZM98 190V189H97ZM101 189H99L100 191ZM227 190V191H226ZM35 191H32L33 194H36ZM89 190L86 191V193L88 192ZM94 191V190H93ZM123 191V190H122ZM96 191H94L95 193ZM107 192V190H106ZM105 192V194H101V200L103 201V203L101 204L100 202H94L92 201V199H90V201L92 202V205L90 206L91 207V210L92 209H95L96 207H99L97 209L94 210V212L96 214H99V215H105V216H108L111 214L113 215H119V208L116 207L115 205V202L116 200H118L119 198L116 196L114 197V194H113V198H108L109 195L111 194L110 191L108 192V196H107V193ZM113 192V190L111 191ZM118 192V191H117ZM131 192V190H130ZM92 193V192H91ZM93 193V196H95ZM119 193V192H118ZM216 193L219 194L220 196H216ZM66 194V195H65ZM76 195L78 193H75ZM84 195V193H82ZM214 194V195H213ZM238 194L241 195L240 198L237 199L236 201V198L238 196ZM82 195V196H83ZM92 195V194H90ZM98 193H97V197H98ZM118 195V194H117ZM120 195V194H119ZM79 197V196H78ZM84 197V196H83ZM89 197V196H88ZM147 197V195H146ZM145 197V198H146ZM163 197V196H162ZM62 198V199H61ZM77 198V197H76ZM92 198V196H91ZM143 198V199H145ZM88 199V198H87ZM86 199V201H87ZM98 199V198H97ZM152 199V198H151ZM160 199V197H159ZM84 200V199H83ZM94 200V199H93ZM161 200V199H160ZM232 200V199H231ZM76 202V200H74ZM80 201V200H79ZM85 201V200H84ZM85 201V202H86ZM89 201V200H88ZM87 201V202H88ZM146 203V200H142ZM153 202V200H150V202ZM158 201V199H157ZM156 201V202H157ZM248 201V204H255V206L253 207L252 210H250L249 208L245 209L244 207H242V204H246L245 202ZM53 202L55 204V207H53ZM72 202V200H71ZM143 202V203H144ZM151 202V203H152ZM70 203V202H69ZM83 203V202H82ZM89 203V202H88ZM144 203V204H145ZM72 204V203H71ZM77 204V203H76ZM91 204V203H89ZM143 204V205H144ZM84 205V204H83ZM82 205V206H83ZM88 205V204H87ZM86 205V206H87ZM151 205V204H150ZM149 205V206H150ZM80 206V205H79ZM85 206V205H84ZM164 206V205H163ZM168 206V205H167ZM166 206V207H167ZM249 206V205H248ZM78 207V206H77ZM89 207V206H88ZM154 207V206H153ZM156 207V206H155ZM158 207V206H157ZM173 207V206H172ZM80 208V207H78ZM147 208V207H146ZM73 209V208H72ZM71 209V210H72ZM81 210L83 208H80ZM225 209V215H222L219 212V210H224ZM75 210V209H73ZM78 210V209H76ZM84 210H85V207H84ZM90 210V209H88ZM173 210V208H172ZM190 210H187L188 212H190ZM47 211V213H46ZM161 211V210H159ZM174 211V210H173ZM186 211V212H187ZM71 212V211H70ZM84 212V211H83ZM81 212V213H83ZM92 212V211H91ZM230 212H234L236 213L237 215L235 216L237 218V221L235 220L236 223H234L232 221L231 218H229V213ZM53 213H56L58 215V218L63 220V223H60V225H62V228L64 230L63 234L61 236H56L54 235V230H56V228L58 227L57 223L54 222L51 218V215H53ZM72 213V212H71ZM77 213V211H76ZM80 212H78L79 214ZM80 213V214H81ZM152 213V212H151ZM163 213V212H162ZM74 214V213H72ZM90 214V213H89ZM88 214V215H89ZM156 214V213H155ZM154 214V216H155ZM167 214V213H166ZM186 214V213H184ZM86 215V214H84ZM151 215V214H150ZM160 215V214H159ZM229 215V216H228ZM93 217V221L96 219L95 216H93V214L91 215ZM122 216V214H121ZM142 216V215H141ZM146 216V215H145ZM144 216V217H145ZM149 216V214H148ZM182 216V215H181ZM205 216V218H204ZM53 217V216H52ZM56 217V216H54ZM84 217V216H83ZM102 217V216H101ZM138 217V216H137ZM143 217V216H142ZM142 217H140L142 219ZM152 217V216H150ZM156 217V216H155ZM173 217V216H172ZM178 218V216H176ZM202 217V218H201ZM85 218V217H84ZM89 218V217H88ZM163 218V217H162ZM166 218V217H165ZM169 218V217H168ZM175 218V216H174ZM180 218V217H179ZM106 219V218H105ZM126 219V218H125ZM144 219V218H143ZM146 219V217H145ZM154 219V218H153ZM90 220V219H89ZM104 220V219H103ZM107 220V219H106ZM134 219L133 218H128L127 221H125L124 223L128 224V221H133ZM148 220V219H147ZM152 220V218H151ZM177 220H173V219H169L166 221V229H167V235L166 237L170 236L169 234H171L170 231H172L171 229L174 230L175 227H177L178 225H180V223L177 225ZM180 220V219H179ZM210 220H212V222L210 223ZM58 221V220H57ZM82 221V220H81ZM86 221V220H85ZM138 221V220H137ZM146 221V220H145ZM192 221V222H191ZM26 222L24 225L23 223ZM60 222V221H58ZM147 222V221H146ZM150 222V221H149ZM181 222V221H180ZM72 223V222H71ZM83 223V222H82ZM85 224V222H84ZM160 224V223H158ZM150 225V226H149ZM149 225H146V226H142L140 227L139 229H137L131 236H135V239H137V241H141V243L139 245H141L142 243L143 244H148L149 241L154 237L157 236V232L158 230L156 231V228L154 227L155 225H153V223L151 222ZM153 225V226H151ZM163 225V224H161ZM185 225H187L185 223ZM190 225V226H191ZM22 226V227H21ZM89 227V226H88ZM182 228H184V225L183 226H180ZM192 227V226H191ZM84 228V227H83ZM179 228V227H177ZM188 228V227H187ZM180 229V228H179ZM191 229V228H190ZM257 229V228H255ZM58 230H59V227H58ZM76 230V229H75ZM82 230V229H81ZM164 230V228H163ZM161 231V229H160ZM76 232V231H75ZM89 232V231H88ZM179 232V231H177ZM175 232V233H177ZM252 232V231H251ZM257 232V231H256ZM58 233V232H56ZM91 233V232H90ZM123 233V232H122ZM164 233V232H163ZM174 233V234H175ZM181 233V232H180ZM260 234V232H258ZM263 233V232H262ZM83 234V233H82ZM89 234V233H88ZM173 234V233H172ZM192 234L195 235H198L197 237L201 236L199 240H197L194 236H192ZM80 235V234H78ZM176 235V234H175ZM244 235V234H243ZM88 236V235H87ZM91 236V235H90ZM174 236V235H173ZM186 236V235H185ZM186 236V237H187ZM239 236V235H238ZM252 236H255V235H252ZM258 236V235H257ZM83 237V236H82ZM89 237V236H88ZM246 237V236H245ZM87 238V237H86ZM89 239V238H88ZM129 239V238H128ZM127 239V240H128ZM181 239V238H180ZM237 239V238H236ZM247 239H249L247 237ZM130 240V239H129ZM128 240V241H129ZM149 240V241H148ZM188 240H189V243L190 245L188 244ZM239 240V239H238ZM245 240V239H244ZM83 241V240H82ZM81 241V242H82ZM85 241V240H84ZM132 241V240H131ZM135 241V240H133ZM235 241V240H233ZM237 241V240H236ZM127 242V241H126ZM148 242V243H147ZM252 242V241H251ZM87 244V243H86ZM85 244V245H86ZM129 244V243H128ZM169 244V243H167ZM185 245V248H183V250L179 251V247L182 246V245ZM235 245V244H234ZM97 246V245H96ZM142 246V245H141ZM145 246V245H143ZM240 246V245H239ZM238 246V247H239ZM135 247V246H134ZM242 247V246H241ZM257 247V245H256ZM89 248V246H88ZM159 248V247H158ZM182 248V247H181ZM243 248V247H242ZM251 248V247H250ZM254 248V247H253ZM86 250V247L84 248ZM136 249H139V248H136ZM178 249V250H177ZM236 250V248H234ZM239 249V248H238ZM80 250V249H79ZM88 251H90V248L87 249ZM145 250V249H144ZM143 250V251H144ZM259 250V249H258ZM81 251V250H80ZM146 251H147V248H146ZM217 251V250H216ZM237 251V250H236ZM240 251V249H239ZM225 252V250L223 251ZM251 252V251H250ZM258 252V251H257ZM80 253V252H79ZM83 253V251H82ZM81 253V254H82ZM90 253V252H89ZM145 253V252H143ZM181 253V254H180ZM227 253V252H226ZM85 254V253H84ZM87 254V253H86ZM91 254V253H90ZM138 254V253H137ZM260 254V253H259ZM263 254V253H262ZM215 255V254H214ZM220 255V254H218ZM243 255V252L241 254V256ZM39 256L41 258H39ZM80 256V254H79ZM86 257V255H84ZM90 256V255H89ZM157 256V255H156ZM159 256H161L159 254ZM239 256V255H238ZM240 256V257H241ZM264 256V255H263ZM82 257V256H81ZM146 257V256H145ZM155 257V256H154ZM220 257V256H219ZM222 257V256H221ZM224 257V256H223ZM246 257V255H245ZM252 257V256H251ZM250 257V258H251ZM215 258V256H214ZM163 259V257H162ZM224 259L223 262L225 261V258H222ZM221 259V260H222ZM231 259V258H230ZM243 259V257L241 258ZM259 259V258H258ZM154 260V259H153ZM217 260V259H216ZM229 260V259H228ZM232 260V259H231ZM230 260V261H231ZM234 260V259H233ZM140 261V260H139ZM168 261V260H167ZM236 261V260H235ZM256 262V260H254ZM258 261V260H257ZM173 262V261H172ZM180 262V263H182ZM191 262V261H190ZM251 262V261H250ZM194 263V262H193ZM221 263V262H220ZM235 263V262H234ZM238 263V262H237ZM32 264H36V263H32ZM134 264V263H133ZM175 264V263H174ZM184 264V263H183ZM190 264V263H189ZM201 264V263H200ZM218 264V263H217ZM226 264V262H225ZM228 264V262H227Z\"/></svg>","mask_w":264,"mask_h":264}]
</instances>
